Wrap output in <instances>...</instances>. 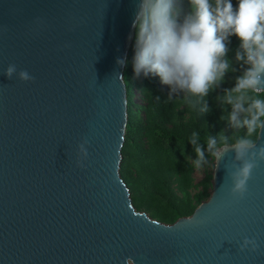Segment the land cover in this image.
<instances>
[{
	"label": "water",
	"instance_id": "95a60500",
	"mask_svg": "<svg viewBox=\"0 0 264 264\" xmlns=\"http://www.w3.org/2000/svg\"><path fill=\"white\" fill-rule=\"evenodd\" d=\"M135 2L0 0V264H264V162L236 200L224 170L232 153L218 170L213 159L207 199L170 225L131 205L116 61ZM9 64L34 80H7ZM245 237L257 251H239Z\"/></svg>",
	"mask_w": 264,
	"mask_h": 264
},
{
	"label": "clouds",
	"instance_id": "9594fccd",
	"mask_svg": "<svg viewBox=\"0 0 264 264\" xmlns=\"http://www.w3.org/2000/svg\"><path fill=\"white\" fill-rule=\"evenodd\" d=\"M132 28L135 75L158 77L168 86L169 97L182 99L200 115L209 111V94L235 71L228 45L233 36L239 41L234 61L242 71L234 86L216 98L226 112L221 119L231 134L207 135L202 142L200 134L192 131L189 144L197 169L211 156L218 170L226 154L232 153L224 164L229 195L243 199L253 171L264 162V144L258 146L256 139L264 131V0H136ZM116 63L123 67L126 58ZM2 75L21 83L34 80L15 64H9ZM78 154L77 165L82 166L88 155L87 140L78 145ZM257 249L255 239L245 237L239 242L241 252ZM126 264L133 262L129 259Z\"/></svg>",
	"mask_w": 264,
	"mask_h": 264
},
{
	"label": "trees",
	"instance_id": "16d2710c",
	"mask_svg": "<svg viewBox=\"0 0 264 264\" xmlns=\"http://www.w3.org/2000/svg\"><path fill=\"white\" fill-rule=\"evenodd\" d=\"M135 36L129 46L122 77L126 91V126L121 149L119 176L125 184L133 209L164 225L185 217L205 201L211 187L213 158L201 169L202 177L194 182V150L189 144L192 131L203 142L207 136L223 132L230 135L226 116L217 97L234 86L242 71L234 61L239 41L231 37L228 59L235 71L206 98L209 111H193L182 99L169 97V88L158 77H137L133 69ZM138 96L139 103L134 102ZM230 111V109H228Z\"/></svg>",
	"mask_w": 264,
	"mask_h": 264
},
{
	"label": "rangeland",
	"instance_id": "374dc122",
	"mask_svg": "<svg viewBox=\"0 0 264 264\" xmlns=\"http://www.w3.org/2000/svg\"><path fill=\"white\" fill-rule=\"evenodd\" d=\"M134 102H135V103H139V101H138V96H137V95L134 97ZM201 177H202V172H201V170H199V169H195L194 172H193V179H194V182L199 181V180L201 179Z\"/></svg>",
	"mask_w": 264,
	"mask_h": 264
}]
</instances>
